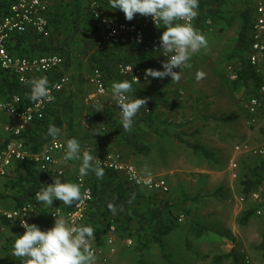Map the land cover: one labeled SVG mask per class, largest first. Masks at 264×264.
<instances>
[{"label": "trees", "instance_id": "trees-1", "mask_svg": "<svg viewBox=\"0 0 264 264\" xmlns=\"http://www.w3.org/2000/svg\"><path fill=\"white\" fill-rule=\"evenodd\" d=\"M12 1L14 0H0V19L8 11ZM93 1H97L108 14L119 20L127 21L123 12L110 7L109 0H51L48 11L49 35L23 34L15 37L8 45V48L13 53L26 56L58 53L63 57V63L61 66L47 73L33 74L27 80L44 76L47 77L49 84H51L54 80L70 70L74 58V51L80 56H88V64L91 69L93 67H99L110 84L114 78L124 80L116 71V67L120 62H130L139 66L157 65L154 60L156 57L152 53L142 50L135 44L116 46L104 51H97L94 43L100 35L101 27L92 14ZM230 1L199 0L198 14L194 18V28L201 33H206L208 27H210L209 20L220 29L223 28L224 24L231 25L237 19V11H226V7L230 4ZM252 12L253 8L247 7L239 13L241 22L239 23L237 33V49L243 47L248 52L253 24ZM141 17V15L136 14L133 20L127 22H139ZM126 49H128L129 53L121 56L119 53L126 51ZM234 54L236 52L232 53V55ZM247 55H241L238 64H235L238 75L232 81L234 83L241 82L245 86L253 85L256 90L254 93H256L257 87L262 80V75L256 72L248 63ZM80 81L83 86L79 87V85H76L74 91L67 94V98L62 99L60 110H57V105L66 92V88L58 93L42 118L33 120L19 134L4 131L6 135L0 144V149L12 140H22L25 146L31 151H39L53 138L47 134L50 124H54L60 130L65 125L67 129L65 137L68 139L73 138L79 126L77 119L82 118L86 110L89 111L84 102V95L88 86L87 78L82 76ZM142 86L143 84L137 85L132 83L133 92L139 95L140 98H147L148 102L146 107H142V110L138 111L134 117L131 131H124L120 122V115L117 114L113 104H107L102 109L92 112L93 123L97 125L98 131L106 137L98 127L99 123H105L108 129L116 134V138L113 140L114 143L116 142L118 145H122L121 147H125V149H131L132 153L136 155L147 156L152 152V145L142 138V134L144 127L149 126L161 136L173 137L181 144H185L193 153L199 156H204L208 159L213 157L214 153L205 145L191 141L184 136L186 134L185 131L180 129L182 124H176L173 121H164V123L161 121L165 124L163 130L157 129V126L154 127L156 121L160 119V109L171 107L172 104L163 89L164 84L163 86L156 87L152 91L146 90ZM13 94H19L22 97V106H29L34 103L29 99L30 87L24 82H20L12 72L0 68V96L10 97ZM76 96L81 97V101H78ZM147 107L151 108L149 113L145 111ZM0 116L4 115L1 114ZM233 117L234 115H228L224 118L229 119ZM58 137H62L67 141L61 133ZM90 154L99 155L96 149H92ZM244 166L247 169V173H245L240 181L239 192L247 201L250 199L251 192L259 189L264 182V157L257 165L244 164ZM78 173L79 169L73 175H67L65 173L63 176H57L51 171L39 169L31 161H16L12 164L10 172L0 185V203L10 197L14 202L12 208H17L27 201L35 200L36 191L42 185L52 183L53 177H58L62 182L76 183L75 180ZM85 178L92 189V200L86 210L85 218L81 225L91 226L95 230L94 236L96 243H104L110 221L113 219L117 230V239L126 240L127 238H131L133 241L132 244H134V250L140 255L148 247L152 246V244H157L161 248L164 247L165 236L177 227L179 211L182 209L181 205H179L180 208H174L175 204L167 198L168 196L166 194L168 192H162V195L166 197L159 196L161 191L144 186L132 185L122 173L108 168H104V176L102 179L97 178L94 173L85 175ZM109 202L116 206L117 210L115 214L109 210ZM39 203V214L35 219V223H42L43 228L48 224H52V220L49 217L51 209L56 206H61L65 210H68L74 205L70 207L66 206L58 199H54L51 207L41 202ZM259 203L256 206H250L244 210V214L240 216L239 222L245 223L252 214L256 213L258 208H260L259 206L264 204V201ZM121 206L123 207V211H120ZM0 224L11 229L16 235H21V231L24 230L20 229L16 223L6 219H1ZM194 227L196 226L192 228ZM11 240L13 239H9L10 243ZM257 247L259 250H262L264 256V232L262 233V240ZM11 254L12 246L4 251L2 250L0 252V264H16L18 261L20 262L18 258L10 260ZM216 258L220 260L230 258L234 264H246L243 259L241 261L239 260L238 253L233 249Z\"/></svg>", "mask_w": 264, "mask_h": 264}, {"label": "rangeland", "instance_id": "rangeland-1", "mask_svg": "<svg viewBox=\"0 0 264 264\" xmlns=\"http://www.w3.org/2000/svg\"><path fill=\"white\" fill-rule=\"evenodd\" d=\"M255 1H230L226 11L231 12L237 9V19L231 25L224 24L221 29L216 24L210 23L208 31L202 33L208 41L207 48L201 49L191 57L189 61L190 68L173 69V71L181 72L179 82H172L171 77L153 78L149 84L142 86L146 90L152 91L164 84L163 89L172 104L171 108L160 109V119L157 118L154 127L157 126V129L163 130L165 120L174 121V119H179L181 121L179 124H184L180 126V129L186 133L184 136L191 141L205 145L213 153H216L218 158H215L214 155L209 159L199 156L193 153L185 144H181L173 137L161 136L149 126L144 127L142 138L152 145V152L147 156L131 154L130 149L127 150L116 142L108 141L98 131L97 125L94 123H87L83 118L77 119L79 126L73 138L82 143V149L83 146L91 144L92 149L97 150V154L110 152L109 150H121L124 158L133 162L142 173L152 172L162 175L169 184L167 196L169 193L172 196L175 195V186H173L174 184L169 176L175 175L174 180L178 183L181 178L186 176L191 178L194 176L191 174H198L197 170L200 168H208L209 173L216 175L212 180H209L210 185H213V187L222 182L228 185L226 187L227 192L223 193V186L216 187L214 190L212 188L211 191L207 190L205 186L201 188L202 190H199L197 185L191 184L189 186V196L199 191L203 198L192 204L184 203L185 201L182 200L173 203L175 204L174 208H180L179 205H181L179 218L181 215H183V218L178 219L177 227L165 236L163 248L157 244H152L140 255L134 250V244L128 245L125 240L117 239L116 251L109 256L108 262L110 264H234L230 258L225 260L216 258L232 249L238 253L240 261L244 255L249 254L259 264H264L263 252L257 247L264 231V208H261V212L256 213L250 222L245 225L239 224L238 219L236 223L237 214L244 209L246 204L240 205L238 202L240 196L238 192L240 190L234 189L229 176L223 172L220 173L225 167L230 169V159L234 158L238 166L235 169L236 171L233 170V172L243 176L247 173L244 164L257 165L264 157V155H254L252 153L235 154L233 152L235 143L247 141L255 144L262 139L264 136V109H261L253 117L248 114L245 103L251 94L256 91L255 87L253 85L245 86L241 82L234 83L227 69V66L231 63L238 64L241 55L246 56L248 54L246 48L237 49V33L241 22L239 13L247 7L252 8ZM128 49L121 51L119 54L121 56L127 55L129 53ZM234 52L236 54L232 55ZM154 60L159 65L160 71H163L162 61L158 58ZM80 61L77 67L76 63H72L69 72H66L70 75V82L72 83H69L66 87V92L60 99L57 110H60L62 99L67 98V94L74 91L76 85L83 86L80 79L86 74L83 69L89 65H86L88 63L84 58ZM198 70L206 74L205 78L200 81L196 80ZM74 71L77 72L74 73ZM83 77H87V75ZM114 81L119 82L122 80L114 78L111 80V84ZM180 90L184 91L183 95L179 93ZM109 95L111 98L112 92ZM130 96L140 98L133 91ZM76 99L81 101L79 96H76ZM228 115H234V117L225 119L224 117ZM10 120L12 118L7 115L0 116V144L6 135L3 125ZM66 132L67 129L64 125L60 133L68 140L65 137ZM80 162L81 160L69 161L65 173L73 175L78 171ZM186 167L190 168L191 171H180V169ZM161 195L162 192L159 193V196ZM162 197L166 196L162 195ZM8 200L11 199L7 198L1 202L3 206L4 203L9 202ZM169 200L173 199L170 197ZM1 203L0 206H2ZM38 214L37 207L30 224L35 223ZM35 224L41 230L53 226V222L44 228L42 223ZM194 224L198 227L200 225L205 227L204 230L201 229L198 232V236L195 233L196 231L192 229ZM23 233L24 230L20 234ZM14 235L16 234L7 227L0 229V252L13 246ZM9 239H13L11 240L12 244ZM173 245L174 249L171 248ZM15 258L17 257L11 254V259ZM96 263L103 264L104 261L96 259Z\"/></svg>", "mask_w": 264, "mask_h": 264}, {"label": "built area", "instance_id": "built-area-1", "mask_svg": "<svg viewBox=\"0 0 264 264\" xmlns=\"http://www.w3.org/2000/svg\"><path fill=\"white\" fill-rule=\"evenodd\" d=\"M50 3V0H14L10 3L8 11L0 19V68L15 74L17 79L22 83L33 74L47 73L61 66L63 63V57L57 54L26 56L13 53L8 48V45L18 35L27 33L43 36L49 35L48 11ZM252 8L253 24L247 59L256 72L262 75L257 92L252 94L245 103L246 111L253 117L261 109H264V0H256ZM92 14L101 27L100 35L94 43L97 51L135 44L142 50L152 53L162 62L167 60V57L163 56V50L159 49V38L164 31L162 22L155 24L150 16H142L139 22L122 21L108 14L97 1L92 3ZM178 22L184 23V21ZM190 23L194 27V19ZM208 23L210 24L211 21L209 20ZM137 39H140L141 42L136 43ZM148 68L160 70L159 65L139 66L130 62H120L116 67V71L122 79H128L133 84L144 85L149 84L153 80L152 77L145 79V69ZM227 69L229 70L230 77L236 79L238 75L236 65L231 63L227 66ZM133 77H138L139 82L134 81ZM86 78L88 86L84 95V102L89 111L86 110L84 112V121L93 123L92 112L102 109L107 104H113L117 114L120 115L119 106H117L116 101L112 97L110 98L111 85L104 76L103 71L99 67H93ZM69 83L70 76L68 74L61 75L49 84L51 94L56 98L58 93L66 88ZM179 93L183 95L184 91L180 90ZM21 103L22 97L19 94H13L10 97L0 96V115H9L13 119V122L3 125L4 130L8 133L19 134L33 120L42 118L53 101H44L39 106H37V103L22 106ZM145 111L149 113L151 108L147 107ZM98 127L106 135L108 141H113L116 138L115 132L109 130L105 123H99ZM83 149L90 152L92 145L88 144ZM65 151L66 140L58 136L49 140L39 151H31L22 140L8 142L0 149V185L10 172L12 164L16 161H31L41 170L51 171L54 175L63 176L69 162L63 158ZM233 152L235 154L252 153L254 155H264V136L255 144L247 141L235 143ZM93 156H97L103 168L122 173L132 185L157 189L161 192L169 190L168 181L162 175L152 172L142 173L133 162L126 160L118 150ZM237 166L238 163L234 158H231L229 163L230 169L235 170ZM236 175L233 172V176L236 177ZM75 181L76 184L81 186L82 200L77 206L74 203L72 208L68 210H65L61 206L51 209L49 217L53 225L55 220L53 215L65 218L71 225H81L83 222L86 210L92 200V189L85 176H81L80 173L76 175ZM249 198L253 201H262L264 199L263 191L259 189L255 190L251 192ZM245 201L246 198L244 196L240 195L238 197L240 205H243ZM39 202L35 197V200L27 201L17 208L6 209L0 206V220L6 219L16 223L20 229H23L21 227V220H26L30 224L33 213L40 205ZM257 212L260 213V210ZM182 218L183 215L179 219L181 220ZM116 232V226L113 219H111L104 243H96L95 238L92 241L96 259L104 261L103 264H110L108 262L109 256L116 251ZM125 242L128 245L133 243L131 238H127ZM243 260L246 264H259L249 254L244 255Z\"/></svg>", "mask_w": 264, "mask_h": 264}, {"label": "clouds", "instance_id": "clouds-1", "mask_svg": "<svg viewBox=\"0 0 264 264\" xmlns=\"http://www.w3.org/2000/svg\"><path fill=\"white\" fill-rule=\"evenodd\" d=\"M110 7L123 12L125 19L131 21L136 14L151 17L155 24L164 25L160 36L159 49L167 60L162 62L163 71L153 68L145 69V79L148 77L164 79L171 77L172 82L181 80V72L174 68H190L191 57L203 48H207L208 41L204 34L195 29L190 23L198 12L199 0H109ZM178 21H184L179 23ZM141 40L137 39L136 43ZM132 70V69H131ZM203 71L196 72V80L205 78ZM139 82L138 77H133ZM30 87L29 99L39 106L44 101L52 102L55 97L51 94L47 77L32 78L23 81ZM132 82L128 79L111 84L112 98L120 109V122L126 132H130L134 117L142 107H146L147 98H133ZM61 130L54 124L48 127V135L53 138L59 136ZM64 160H81L79 173L81 176L94 173L99 179L104 176L101 161L82 149L80 142L71 138L66 141ZM36 198L47 206H52L54 199L62 201L66 206H76L82 200L81 186L72 182H62L53 177V182L42 185L36 192ZM108 208L115 214L116 206L109 202ZM123 211V207H120ZM54 225L41 230L35 223L29 224L21 220L24 229L22 235H14L12 254L20 259L21 264H96L95 249L92 247L95 230L91 226L71 225L57 215Z\"/></svg>", "mask_w": 264, "mask_h": 264}, {"label": "crops", "instance_id": "crops-1", "mask_svg": "<svg viewBox=\"0 0 264 264\" xmlns=\"http://www.w3.org/2000/svg\"><path fill=\"white\" fill-rule=\"evenodd\" d=\"M51 1V0H50ZM94 2V1H93ZM229 8H230V6H229ZM246 9V8H245ZM245 9H243V10H245ZM232 11H237V9H234V10H232ZM18 36H21V35H18ZM15 39V38H14ZM76 51H74V53H73V56H74V58H73V60H72V63H76V67H77V65L81 62L80 60H82V58H84V59H86V62L88 63V56H80V55H78L77 53H75ZM52 54H57V55H59L58 53H52ZM48 55H50V54H48ZM36 56H40V55H36ZM73 65V64H72ZM87 66L89 65V64H86ZM61 68H63V67H61ZM90 71H91V67L90 66H88L87 68H84L83 69V72H86V74L85 75H83V76H86V75H88L89 73H90ZM67 72H69V70L67 71ZM75 72H77V71H74V73ZM74 73H72V74H74ZM64 74H68V73H64ZM69 75V74H68ZM70 76V75H69ZM70 79H71V77H70ZM110 83V82H109ZM111 85V84H110ZM168 85L166 84V87H167ZM172 107V106H171ZM171 107H167V108H171ZM7 116H9V115H7ZM9 117H11V116H9ZM12 118V117H11ZM82 118H83V116H82ZM166 119V118H165ZM165 121H168V120H165ZM171 121V120H170ZM11 122H13V119L12 120H10L9 122H7V123H11ZM174 123H176V124H179L181 121L179 120V119H174V121H173ZM6 124V123H5ZM182 124V123H181ZM182 125H184V124H182ZM127 150H129V149H127ZM130 151H131V149H130ZM218 153V152H217ZM131 154H133L132 153V151H131ZM219 154V153H218ZM221 154V153H220ZM214 157L215 158H218V156H217V154L216 153H214ZM180 171H184V172H186V171H188V172H190L191 171V169L190 168H188V167H186V168H182V169H180ZM199 173L198 174H191V175H194V176H192L191 178L190 177H188V176H186V177H184V178H181V179H179V182L177 183L175 180H174V178H175V175H173V176H169L170 177V179H171V182L174 184L173 186H175V195L174 196H172L170 193H169V195H168V199L171 197V199H173L174 200V202H173V200H171L172 201V203H177V202H179V201H185L184 203H188V204H192V203H194V202H198L199 201V199L201 200L203 197H202V195L200 194V192L199 191H196V193H193L191 196H189V194H188V192H189V186L191 185V184H195V185H197V188H199V190H202L201 188L202 187H206V189L207 190H211L212 188V190H214L216 187H222L223 186V193H226L227 192V189H226V187L228 186L227 185V183H225V182H222V183H220L219 185H217L216 187H213V185H210V181L209 180H212L213 178H214V176H216L214 173H209L210 171H209V169L207 168H200V169H198L197 170ZM229 173H228V172ZM236 171V170H235ZM178 172V171H177ZM225 173L227 176H229V178H230V180H231V182H233V184H231V185H233V187H234V189H236L237 191H239L240 190V187H239V185H240V181H241V179H242V177L244 176H241L240 174L238 175V173L236 172V177H234L233 176V170L232 169H229L228 167H225V168H223L222 169V171H220V173ZM181 174H183V173H181ZM197 178H196V177ZM237 178V179H236ZM208 182H209V184H208ZM225 188V189H224ZM211 190V191H212ZM258 190V189H257ZM259 190H261V191H263V195H264V182H263V184L259 187ZM210 192V191H209ZM219 192V191H218ZM239 193V195H240V192H238ZM238 195V196H239ZM187 197V198H186ZM9 199H11V200H8L9 202L8 203H4L5 205L4 206H6V207H4L3 206V204L1 203V205H2V207L3 208H6V209H13L12 208V206L14 205L13 203V199L12 198H10V197H8ZM184 198V199H183ZM177 201V202H176ZM262 201H264V199L262 200ZM262 201H253V200H251V199H248L247 201H245L244 203L246 204L245 205V207H244V209H242V211L241 212H239V213H241L240 215H238L237 214V216H239L238 218H237V216H236V223H237V219H238V221H239V219H240V216L241 215H243L244 214V210H246L248 207H250V206H256V205H258V204H260L259 202H262ZM2 202V201H1ZM242 206V205H241ZM260 208H258V210H260V212H261V208H264V204L262 205V206H259ZM257 210V211H258ZM256 211V213L257 214H259L258 212ZM256 213H254V214H252L249 218H248V220L245 222V223H239V224H242V225H245L246 223H248V222H250V220L252 219V217L254 216V215H256ZM193 226H196L195 224L194 225H192V227ZM4 228V226L2 225V224H0V229H3ZM194 231H196L195 233H197V236H198V232L201 230V229H205V227H204V225H200L199 227L198 226H196V227H194V228H192ZM198 229H199V231H198ZM203 232V231H202ZM264 232V231H263ZM262 232V233H263ZM94 238H95V236H94ZM95 240H96V238H95ZM261 240H262V234H261ZM261 242V241H260ZM258 246V245H257ZM172 249H174V245H173V247H171ZM12 256H13V254H12ZM10 260H12L11 259V256H10ZM10 264H14V263H10ZM16 264H21V261L19 262L18 261V263H16Z\"/></svg>", "mask_w": 264, "mask_h": 264}]
</instances>
